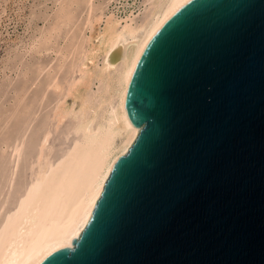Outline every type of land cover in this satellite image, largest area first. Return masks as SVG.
<instances>
[{
    "label": "water",
    "instance_id": "water-1",
    "mask_svg": "<svg viewBox=\"0 0 264 264\" xmlns=\"http://www.w3.org/2000/svg\"><path fill=\"white\" fill-rule=\"evenodd\" d=\"M128 116L141 130L88 223L38 264H264V0H188Z\"/></svg>",
    "mask_w": 264,
    "mask_h": 264
},
{
    "label": "bare ground",
    "instance_id": "bare-ground-1",
    "mask_svg": "<svg viewBox=\"0 0 264 264\" xmlns=\"http://www.w3.org/2000/svg\"><path fill=\"white\" fill-rule=\"evenodd\" d=\"M4 2L7 0H3ZM31 0L0 54V264L72 247L117 158L138 62L188 0ZM129 1V0H128Z\"/></svg>",
    "mask_w": 264,
    "mask_h": 264
},
{
    "label": "rangeland",
    "instance_id": "rangeland-1",
    "mask_svg": "<svg viewBox=\"0 0 264 264\" xmlns=\"http://www.w3.org/2000/svg\"><path fill=\"white\" fill-rule=\"evenodd\" d=\"M136 0H120L118 4H110L109 10L114 12L129 13L134 9ZM31 0H0V54L3 51V46L7 39L13 38L18 33L22 32L21 17H18V8L27 6Z\"/></svg>",
    "mask_w": 264,
    "mask_h": 264
}]
</instances>
